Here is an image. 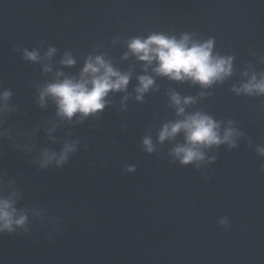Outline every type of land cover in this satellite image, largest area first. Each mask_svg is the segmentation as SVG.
I'll return each mask as SVG.
<instances>
[{
	"label": "water",
	"instance_id": "water-1",
	"mask_svg": "<svg viewBox=\"0 0 264 264\" xmlns=\"http://www.w3.org/2000/svg\"><path fill=\"white\" fill-rule=\"evenodd\" d=\"M153 33L213 39L214 55L233 58L232 75L202 88L157 76L155 62L145 71L128 42ZM49 47L57 49L51 73L23 58L24 50L43 58ZM65 53L76 61L70 68L59 63ZM89 56L130 73L128 87L110 92L97 116L57 129L54 136L80 141L60 169L39 171L30 157L0 146V171L17 179L22 204L46 210L42 222L30 214L27 232L0 235V264H264V157L256 151L264 147V96L233 91L264 74V0H0V88L13 91L21 126L40 125V143L55 109L38 107V89L57 71L78 78ZM143 75L154 86L137 101ZM172 92L192 97L185 115H209L221 134L232 121L242 133L237 147L206 149L199 168L181 165L171 152L183 133L158 139L165 124L183 119Z\"/></svg>",
	"mask_w": 264,
	"mask_h": 264
},
{
	"label": "clouds",
	"instance_id": "clouds-1",
	"mask_svg": "<svg viewBox=\"0 0 264 264\" xmlns=\"http://www.w3.org/2000/svg\"><path fill=\"white\" fill-rule=\"evenodd\" d=\"M214 40L208 39L201 43L192 40L188 34L180 39L164 34L153 33L146 39L135 38L128 42V48L137 60L147 66L154 62L153 69L157 76L167 77L169 80L184 82L191 81L202 88L211 87L230 77L233 72V58L213 54ZM57 49L49 47L43 58L40 53L33 50L23 51V58L31 63L43 64V72L51 73V61ZM127 59V54L124 57ZM64 67H72L76 61L71 54L65 53L59 61ZM245 75H248L245 73ZM130 73H121L116 70L110 61L103 56H89L84 63L79 77H67L61 71L55 73L51 82H47L38 89V107L42 110L48 108L49 103L54 106L55 120L48 121L45 125L44 142L40 143V125L31 128L21 126L14 119L23 115L19 104L13 97L11 89L0 88V146L6 145L10 151L30 157V164L39 171L60 169L67 165L70 159L80 150L79 140L62 139L53 134L65 123H71L77 118V123H83L89 116H97L107 104L109 93L125 92ZM154 86L151 76L143 75L138 78V87L135 89L136 100L141 101ZM237 95L243 93L247 96H264V74L259 79L253 73L246 83L239 88H233ZM128 97L125 96L124 100ZM171 105L176 108L177 116L183 117L174 123H167L159 132V143L173 140L178 134L183 133L184 143L172 149L171 155L181 165L195 163L199 168L205 161V150L228 145L237 147V139L242 136L232 121L224 127L221 134V124L209 115L202 112L185 115V107L195 103L192 97L181 98L175 92L170 94ZM59 121V123H56ZM69 135H71L69 133ZM58 146V147H57ZM88 150L87 144L83 146ZM143 150L147 153L154 151L150 137L143 139ZM257 153L264 157V147H257ZM215 157L212 158L214 160ZM212 160L208 162L211 163ZM127 172H134L135 166L128 167ZM260 171L264 173V164ZM24 193L15 177L9 176L7 171H0V235L16 234L17 229L23 232L29 230L30 214L43 221L46 210L38 206L22 204ZM221 226L228 224V219L219 220ZM53 231L60 230V220L52 218ZM48 239L52 237L49 235Z\"/></svg>",
	"mask_w": 264,
	"mask_h": 264
}]
</instances>
